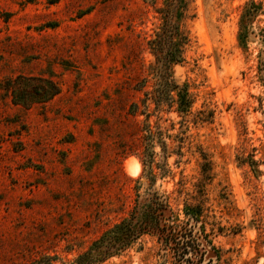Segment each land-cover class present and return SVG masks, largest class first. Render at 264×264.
I'll use <instances>...</instances> for the list:
<instances>
[{
    "label": "rangeland",
    "instance_id": "obj_1",
    "mask_svg": "<svg viewBox=\"0 0 264 264\" xmlns=\"http://www.w3.org/2000/svg\"><path fill=\"white\" fill-rule=\"evenodd\" d=\"M169 2L0 0V264H73L146 192L151 152L180 219L203 208L211 264H264V0H188L173 67L186 115L146 95ZM19 77L60 93L40 100L47 83L18 81L16 105ZM101 264L173 262L146 236Z\"/></svg>",
    "mask_w": 264,
    "mask_h": 264
},
{
    "label": "trees",
    "instance_id": "obj_2",
    "mask_svg": "<svg viewBox=\"0 0 264 264\" xmlns=\"http://www.w3.org/2000/svg\"><path fill=\"white\" fill-rule=\"evenodd\" d=\"M175 1V4L169 2L162 10V26L155 39L150 42L155 61L150 65L149 74L154 81V87L153 91L146 95L151 98L157 110L165 106L171 108L177 105L178 112L186 115L192 103L187 87L180 86L175 81L173 67L184 62V50L188 44V37L177 20L185 18L188 0ZM18 81L47 83L49 86L47 91L40 87H36L34 91L35 96L40 97V100H50L60 93L58 85L53 81L19 77L12 82L14 86L10 87L13 103L16 105H28L25 101L27 94ZM133 106L138 107L137 104ZM154 141L155 138L151 137L150 144ZM161 146L165 151L167 146L163 142ZM147 157H149L148 162L142 161L143 170L148 173L150 182L146 192L140 194L138 191L128 217L103 233L73 264L104 263L121 256L146 236L156 240L160 251L164 252L173 264H211L213 258L217 257L214 249H209L212 242L207 236L204 233L199 235L195 231L196 224L203 217V208L200 205L185 204V214L191 220L182 221L172 205L170 196L155 189L156 178L152 175L154 152H151L149 156L146 155L145 158ZM249 160L247 163L254 166L255 162ZM205 166L208 167L204 164L203 168ZM203 171L207 172L204 169Z\"/></svg>",
    "mask_w": 264,
    "mask_h": 264
},
{
    "label": "bare ground",
    "instance_id": "obj_3",
    "mask_svg": "<svg viewBox=\"0 0 264 264\" xmlns=\"http://www.w3.org/2000/svg\"><path fill=\"white\" fill-rule=\"evenodd\" d=\"M130 163V162H129ZM130 167V166H129ZM140 168V167H139Z\"/></svg>",
    "mask_w": 264,
    "mask_h": 264
}]
</instances>
